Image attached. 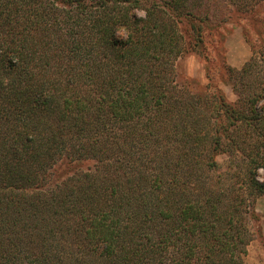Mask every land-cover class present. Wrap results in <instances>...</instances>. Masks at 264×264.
I'll return each mask as SVG.
<instances>
[{
  "label": "trees",
  "instance_id": "16d2710c",
  "mask_svg": "<svg viewBox=\"0 0 264 264\" xmlns=\"http://www.w3.org/2000/svg\"><path fill=\"white\" fill-rule=\"evenodd\" d=\"M263 4L0 0V264H247L264 45L236 102L178 61Z\"/></svg>",
  "mask_w": 264,
  "mask_h": 264
},
{
  "label": "rangeland",
  "instance_id": "374dc122",
  "mask_svg": "<svg viewBox=\"0 0 264 264\" xmlns=\"http://www.w3.org/2000/svg\"><path fill=\"white\" fill-rule=\"evenodd\" d=\"M220 33L223 35L222 45L219 43V34L214 33L207 41L206 52L203 55L192 53L181 58L178 61V70L183 79L194 83L195 89H198L208 83L206 66L209 64L215 83L230 102H236L238 97L223 74L222 62L233 68L242 69L253 56V48L260 49L261 42L264 45V4L254 13L234 15L231 21L220 29ZM219 162L226 165V157L220 156ZM255 209L259 223L254 229L256 237L249 246L246 262L264 264V196L257 200Z\"/></svg>",
  "mask_w": 264,
  "mask_h": 264
}]
</instances>
